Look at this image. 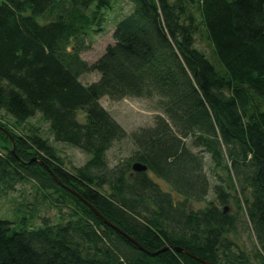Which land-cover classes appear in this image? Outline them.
Returning <instances> with one entry per match:
<instances>
[{
	"label": "trees",
	"instance_id": "trees-1",
	"mask_svg": "<svg viewBox=\"0 0 264 264\" xmlns=\"http://www.w3.org/2000/svg\"><path fill=\"white\" fill-rule=\"evenodd\" d=\"M110 22L114 42L83 59ZM104 96L159 112L129 136ZM37 114L89 158L67 164ZM126 137L134 150L110 166ZM21 182L57 219L36 201L0 217V264H264V0H2L0 198ZM239 212L252 250L230 236Z\"/></svg>",
	"mask_w": 264,
	"mask_h": 264
},
{
	"label": "rangeland",
	"instance_id": "rangeland-1",
	"mask_svg": "<svg viewBox=\"0 0 264 264\" xmlns=\"http://www.w3.org/2000/svg\"><path fill=\"white\" fill-rule=\"evenodd\" d=\"M1 1L2 0H0V3ZM114 25V22H110L101 34L94 35L93 42L90 47L82 54L83 59H86L90 63L96 61L104 52L105 47L114 42ZM202 41H205V37L203 36L200 42H198V45L204 49L206 46ZM98 78L99 75L96 72H87L81 76V80L86 83L95 81ZM100 103L118 121L129 136H131L134 132H138L141 128L152 125L154 116L159 112L155 101L144 97L126 96L119 100H111L110 98L104 96L100 99ZM29 121L40 127L43 135L51 140L50 142L57 148L60 156L67 164L70 162L75 166H80L89 158L88 154L84 153L79 148L67 145L66 143L53 141L48 130V123L42 121L39 114L31 117ZM134 148L135 146L133 144V140L130 137L115 141L106 153L108 164L110 166H115L120 161L130 156ZM206 159L205 166L206 171H208L210 163L208 156H206ZM209 181L212 185L217 183V179H215L212 175H209ZM32 185L33 184L31 182H21L16 185L14 191L8 192L5 196L0 198L1 218L9 220H13L15 217L19 218L23 215V213L19 211V209L16 210V207L19 206L26 211L32 201H36V212L39 217L49 218L51 221L57 219L56 217L58 213L55 207L50 205L48 201L40 200L38 197H35L38 193H36V187H33ZM210 197H212L211 193L208 194L207 199ZM233 200L234 198H232L231 202L227 205L230 206L229 211L236 214V206ZM191 205L194 208L202 207L205 205V201L194 202ZM238 214L242 215V226L236 233H232L230 236L238 245V248L252 250L255 247V238L250 229L249 221L247 217H243V213L239 212ZM39 217L33 221L34 224L42 222Z\"/></svg>",
	"mask_w": 264,
	"mask_h": 264
},
{
	"label": "water",
	"instance_id": "water-1",
	"mask_svg": "<svg viewBox=\"0 0 264 264\" xmlns=\"http://www.w3.org/2000/svg\"><path fill=\"white\" fill-rule=\"evenodd\" d=\"M133 168L136 170H145L146 169V167L144 165L138 164V163L134 164ZM179 250H181V249H179Z\"/></svg>",
	"mask_w": 264,
	"mask_h": 264
}]
</instances>
